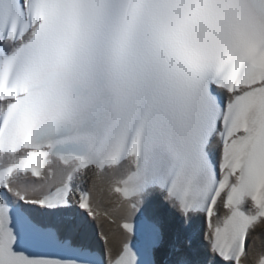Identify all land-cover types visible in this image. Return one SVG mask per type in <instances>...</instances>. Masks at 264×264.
<instances>
[{
    "label": "snow or ice",
    "instance_id": "snow-or-ice-1",
    "mask_svg": "<svg viewBox=\"0 0 264 264\" xmlns=\"http://www.w3.org/2000/svg\"><path fill=\"white\" fill-rule=\"evenodd\" d=\"M0 264H264V0H0Z\"/></svg>",
    "mask_w": 264,
    "mask_h": 264
}]
</instances>
